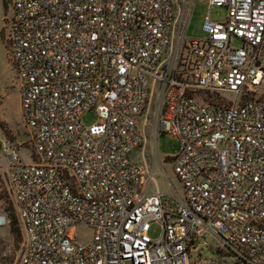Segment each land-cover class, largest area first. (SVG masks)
Masks as SVG:
<instances>
[{"label": "built area", "instance_id": "2783aa9c", "mask_svg": "<svg viewBox=\"0 0 264 264\" xmlns=\"http://www.w3.org/2000/svg\"><path fill=\"white\" fill-rule=\"evenodd\" d=\"M195 2L10 0L5 41L33 139L30 163L2 143L18 264H264V0H204L225 22L207 13L206 38L188 41ZM160 135L175 156H158Z\"/></svg>", "mask_w": 264, "mask_h": 264}, {"label": "rangeland", "instance_id": "374dc122", "mask_svg": "<svg viewBox=\"0 0 264 264\" xmlns=\"http://www.w3.org/2000/svg\"><path fill=\"white\" fill-rule=\"evenodd\" d=\"M10 0H6L4 10L3 1L0 0V215L6 217L8 225L0 228V264H18L22 255V233L16 221L15 208L10 193L8 191V165L2 153V143L9 141L16 149H19L25 162L30 163L29 154L32 151V132L25 126L20 115L18 83L15 71L9 61L8 47L5 41L4 26L6 21L4 16L11 14ZM209 14V18L214 23H223L226 19L227 10L225 7H212L207 9L204 0H196L191 11L186 27L185 38L188 41H201L206 38L202 30L204 18ZM232 46L239 47L237 42ZM257 96L264 99V82L257 91ZM82 123L86 126L95 123L93 113L85 114ZM178 152V143L167 137L160 135L157 140V153L160 158L173 157ZM133 162L141 159L139 152L130 155ZM35 160V159H34ZM166 178L173 186L179 187L176 176L171 166L167 163L162 166ZM158 187L164 190L166 181L163 178L157 179ZM14 218V219H13ZM14 227L19 234L12 235L10 227ZM92 232L89 228L78 226L74 229V237L78 243L87 244L91 239ZM161 235V226L152 224L149 230L151 239H157ZM206 255V253L204 252Z\"/></svg>", "mask_w": 264, "mask_h": 264}, {"label": "trees", "instance_id": "16d2710c", "mask_svg": "<svg viewBox=\"0 0 264 264\" xmlns=\"http://www.w3.org/2000/svg\"><path fill=\"white\" fill-rule=\"evenodd\" d=\"M3 1V6H4V10H5V8H6V0H2ZM0 34H1V32H0ZM14 219V218H13ZM15 219H16V221H17V218H16V216H15ZM17 223H18V221H17ZM18 226H19V224H18ZM19 229H20V227H19ZM10 231H11V234L12 235H17V234H19V231L17 230V229H15L14 227H10Z\"/></svg>", "mask_w": 264, "mask_h": 264}, {"label": "crops", "instance_id": "0c3cea01", "mask_svg": "<svg viewBox=\"0 0 264 264\" xmlns=\"http://www.w3.org/2000/svg\"><path fill=\"white\" fill-rule=\"evenodd\" d=\"M6 16H7V15H6ZM6 16H4V20H5Z\"/></svg>", "mask_w": 264, "mask_h": 264}]
</instances>
